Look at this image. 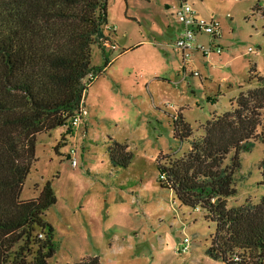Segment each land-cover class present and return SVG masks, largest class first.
Wrapping results in <instances>:
<instances>
[{
    "label": "rangeland",
    "instance_id": "374dc122",
    "mask_svg": "<svg viewBox=\"0 0 264 264\" xmlns=\"http://www.w3.org/2000/svg\"><path fill=\"white\" fill-rule=\"evenodd\" d=\"M164 1L108 0L106 30L116 36V47L104 53L100 44L93 46L98 75L85 91L87 119L78 132L66 123L37 135V159L21 197H36L52 182L57 201L45 213L55 227L50 264L92 255L101 264H228L207 252L216 222L161 184L158 156L179 157L191 147L190 139L175 135L182 106L193 128L191 138L199 137L213 113L230 109L241 90L259 85L249 76L252 66L264 75V0L194 1L200 16L215 13L222 24L223 52L212 54V60L193 55L191 66L200 75L183 68L175 45L180 23ZM157 34L163 35V44H155ZM135 44L141 45L132 48ZM111 136L129 143L134 158L127 167L112 163ZM240 158L237 192L228 198L229 206L258 202L264 195V141L253 140ZM186 235L190 249L179 253L176 246Z\"/></svg>",
    "mask_w": 264,
    "mask_h": 264
},
{
    "label": "trees",
    "instance_id": "16d2710c",
    "mask_svg": "<svg viewBox=\"0 0 264 264\" xmlns=\"http://www.w3.org/2000/svg\"><path fill=\"white\" fill-rule=\"evenodd\" d=\"M107 6L108 0H0V264H50L56 252L55 227L45 217L57 201L52 182L36 197L21 193L37 159L38 133L68 123L85 94L84 77L98 71L92 52L99 38H109ZM257 73L252 66L249 80L259 85L213 113L199 137L191 138L192 125L179 111L175 135L190 139L191 147L179 157L158 156L161 184L216 222L207 252L228 264H264V195L228 204L237 192L241 152L264 141V75ZM108 151L115 166L134 158L112 136ZM260 168L264 183V158ZM69 264L101 260L92 255Z\"/></svg>",
    "mask_w": 264,
    "mask_h": 264
},
{
    "label": "built area",
    "instance_id": "2783aa9c",
    "mask_svg": "<svg viewBox=\"0 0 264 264\" xmlns=\"http://www.w3.org/2000/svg\"><path fill=\"white\" fill-rule=\"evenodd\" d=\"M174 7L177 20L180 23V33L176 41V46L182 51L184 67L192 60L195 50H201L208 59H210L213 53L223 52V45L220 42L222 36V24L219 18H206L200 16L197 9L194 7L193 0H178ZM203 34L208 35L206 40H201L199 38ZM98 42L104 47L103 49H106L107 47H116V44H113L109 38H99ZM191 72L195 75L201 74L196 68H193ZM97 75V71H91L87 74L88 80H85L84 77V85H86V89ZM88 113L89 110L86 105L84 94L79 106L68 120L69 126L72 127L75 132H78L83 120L87 119ZM75 152L76 147H72L70 154L73 155V164L77 166L78 160L74 156ZM190 246L191 239L186 235L183 240L178 243L176 249L179 253H186L190 249Z\"/></svg>",
    "mask_w": 264,
    "mask_h": 264
},
{
    "label": "crops",
    "instance_id": "0c3cea01",
    "mask_svg": "<svg viewBox=\"0 0 264 264\" xmlns=\"http://www.w3.org/2000/svg\"><path fill=\"white\" fill-rule=\"evenodd\" d=\"M194 1L195 0H193V4H194ZM197 1V0H196ZM178 2V0H165L164 1V4H165V6H166V8H167V10L171 13V14H173V17L174 18H177L176 17V13H175V4ZM203 2V1H202ZM194 7H195V5H194ZM196 8V7H195ZM197 9V8H196ZM262 14L264 15V7H263V9H262ZM211 17H216V18H218L217 16H216V14L215 13H212L211 14V16L210 17H206V18H211ZM105 33L107 34V36H109V39L111 40V42L113 43V44H116L115 43V41H116V36L115 35H113V33L110 31V30H106L105 29ZM179 33H180V31H179ZM179 33H178V36H179ZM163 35L162 34H157V37H155V44H163V37H162ZM222 37V36H221ZM156 38H160L158 41H157V39ZM147 42H149V43H152V41L151 40H146ZM220 42H221V38H220ZM222 43V42H221ZM141 44H135V46L134 45H132V48H136V47H139ZM175 45H176V42H175ZM177 47V46H176ZM102 48H103V46H102ZM111 50V49H113V48H106V49H102L103 51H104V53H106L108 50ZM179 51H180V53H181V57L183 56L182 55V51L179 49ZM195 52H199L202 56H205L204 55V53L201 51V50H195L194 51V54H195ZM193 54V55H194ZM213 54H221V53H213ZM106 56V55H105ZM213 55H211V57H212ZM206 57V56H205ZM207 58V57H206ZM208 59V58H207ZM211 59V58H210ZM210 59H208V60H210ZM212 60V59H211ZM182 61H183V59H182ZM192 61H193V58H192V60L190 61V62H188L187 64H186V66L184 67L183 66V68H184V70H185V72H187V71H190L191 72V70L194 68V67H192L191 66V63H192ZM109 62H111V60H109ZM107 68H108V66H107ZM195 69V68H194ZM196 69H198V68H196ZM192 73V72H191ZM195 75V74H194ZM147 84H148V82H147ZM87 102V101H86ZM184 106H182L181 107V109H180V111L183 113V111H182V108H183ZM183 115H184V113H183ZM185 116V115H184ZM66 136V135H65ZM115 138V137H114ZM117 139V138H116ZM123 142H126L127 144H128V146H129V143L127 142V140L126 141H123Z\"/></svg>",
    "mask_w": 264,
    "mask_h": 264
}]
</instances>
